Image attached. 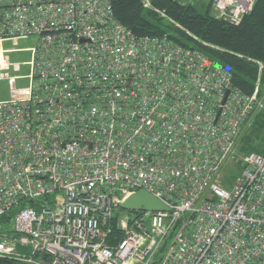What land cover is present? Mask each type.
Masks as SVG:
<instances>
[{"label":"built area","instance_id":"2783aa9c","mask_svg":"<svg viewBox=\"0 0 264 264\" xmlns=\"http://www.w3.org/2000/svg\"><path fill=\"white\" fill-rule=\"evenodd\" d=\"M211 1L239 25L257 0ZM30 38L29 72L4 76L19 64L3 44ZM0 50V82L28 80L0 100L1 258L264 264V155L220 177L259 85L245 94L192 45L135 33L112 0H0ZM141 189L170 209H122Z\"/></svg>","mask_w":264,"mask_h":264},{"label":"trees","instance_id":"16d2710c","mask_svg":"<svg viewBox=\"0 0 264 264\" xmlns=\"http://www.w3.org/2000/svg\"><path fill=\"white\" fill-rule=\"evenodd\" d=\"M151 1V9L144 7L143 0L112 3L117 19L127 28L140 35L169 34L178 42L192 45L224 65L233 75V84L245 94L252 95L259 84L264 86V0H257L253 11L239 25L214 16L210 10L199 12L195 6L176 0ZM262 118L260 114L255 117L252 134L245 140L247 147L243 151L247 154L264 155V145L253 144L259 136L264 141ZM241 168L242 165L238 173ZM225 178L230 183L231 177ZM116 238H120L118 231L110 241ZM0 264L21 263L0 257Z\"/></svg>","mask_w":264,"mask_h":264},{"label":"rangeland","instance_id":"374dc122","mask_svg":"<svg viewBox=\"0 0 264 264\" xmlns=\"http://www.w3.org/2000/svg\"><path fill=\"white\" fill-rule=\"evenodd\" d=\"M179 1L182 4H189L195 6V8L199 12H204L206 10H210L213 15H216V11L212 7V1L211 0H176ZM151 9V8H148ZM181 27V26H180ZM184 29V28H183ZM35 43V40L30 38L27 40H19V41H12V42H5L3 44V47L6 49H9L8 53L6 54L7 59L11 63H16L19 64L18 67L14 68L11 67L7 73H4V76L6 75H11V76H16V75H25L29 72V67L26 66L25 64H22V62H26L30 59V52L26 51V48H29L33 46ZM0 61H1V50H0ZM6 74V75H5ZM28 80L26 78H17L14 86L11 83V80L9 79H3L0 82V100H5V99H10V98H15L20 95L22 92V89L27 86ZM258 101L259 104L253 113L252 117L250 118L243 134L241 135L238 144L233 152V157L229 160L227 163L226 167L224 168V171L221 173L222 176L221 180L223 182V185L225 186H230L237 173L238 169L240 166L244 163L246 157L248 156L247 152L243 151L244 147H247L245 140L247 137H249L252 132L251 128L253 126V121L255 117L260 114L263 116L262 120L264 121V86L259 84V91H258ZM262 137H264V133H262ZM255 147H260L261 144L264 145L263 139L261 140V137L259 136L256 138L255 142L253 143ZM226 175L228 177H231L230 183L227 182L226 180ZM124 212L122 211L121 217L124 216ZM21 264H33L31 262L22 260V261H17Z\"/></svg>","mask_w":264,"mask_h":264},{"label":"water","instance_id":"95a60500","mask_svg":"<svg viewBox=\"0 0 264 264\" xmlns=\"http://www.w3.org/2000/svg\"><path fill=\"white\" fill-rule=\"evenodd\" d=\"M121 207L128 211H161L170 209L166 202L145 189L131 194Z\"/></svg>","mask_w":264,"mask_h":264}]
</instances>
